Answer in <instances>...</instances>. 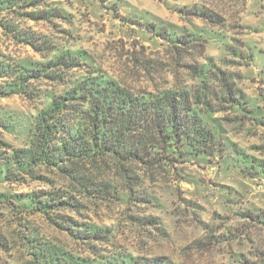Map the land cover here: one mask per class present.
<instances>
[{"label":"clouds","instance_id":"9594fccd","mask_svg":"<svg viewBox=\"0 0 264 264\" xmlns=\"http://www.w3.org/2000/svg\"><path fill=\"white\" fill-rule=\"evenodd\" d=\"M0 264H264V0H0Z\"/></svg>","mask_w":264,"mask_h":264}]
</instances>
